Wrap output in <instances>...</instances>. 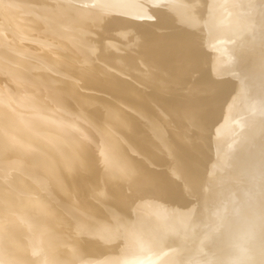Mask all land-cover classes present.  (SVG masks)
I'll return each mask as SVG.
<instances>
[{
  "label": "bare ground",
  "instance_id": "bare-ground-1",
  "mask_svg": "<svg viewBox=\"0 0 264 264\" xmlns=\"http://www.w3.org/2000/svg\"><path fill=\"white\" fill-rule=\"evenodd\" d=\"M0 264H264V0H0Z\"/></svg>",
  "mask_w": 264,
  "mask_h": 264
}]
</instances>
